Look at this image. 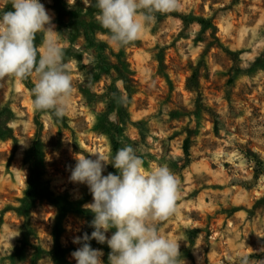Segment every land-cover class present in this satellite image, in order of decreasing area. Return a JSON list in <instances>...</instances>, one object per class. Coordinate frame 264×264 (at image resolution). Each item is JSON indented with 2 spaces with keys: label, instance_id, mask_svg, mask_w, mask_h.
<instances>
[{
  "label": "rangeland",
  "instance_id": "374dc122",
  "mask_svg": "<svg viewBox=\"0 0 264 264\" xmlns=\"http://www.w3.org/2000/svg\"><path fill=\"white\" fill-rule=\"evenodd\" d=\"M39 2L62 36L74 89L69 127L35 112L23 81H0V125L13 137L0 139V264H76L71 253L81 245L73 239L90 236L91 222L60 216L52 199L86 209L88 187L70 180L75 157L107 158L114 144L131 145L146 168L164 164L178 178L176 213L159 228L180 240L185 264L264 260V0H180L123 48L99 24L96 0H60L71 16L58 13L54 0ZM7 4L0 0V11ZM37 138L44 145L40 195L27 204L25 156ZM108 173L116 174L111 164ZM89 243L108 264L107 244Z\"/></svg>",
  "mask_w": 264,
  "mask_h": 264
},
{
  "label": "clouds",
  "instance_id": "9594fccd",
  "mask_svg": "<svg viewBox=\"0 0 264 264\" xmlns=\"http://www.w3.org/2000/svg\"><path fill=\"white\" fill-rule=\"evenodd\" d=\"M90 2V0H89ZM11 10L0 11V81H20L35 76L31 89L35 112H48L57 120L66 115L73 83L65 63L62 36L39 0H8ZM97 20L110 43L123 48L134 44L157 15H169L180 0H96ZM42 37L38 48L36 38ZM122 83V82H121ZM94 155L95 159L88 156ZM77 154L70 180L86 185L92 203L84 207L93 214L87 233L73 239L81 246L71 253L76 264H103L104 255L91 240L107 244L108 264H185L180 240L161 234L160 224L176 213L180 182L167 165L151 169L131 145L114 155ZM111 164L116 174L103 172ZM114 229L111 237L106 233ZM241 264H252L243 257ZM255 264H264V260Z\"/></svg>",
  "mask_w": 264,
  "mask_h": 264
},
{
  "label": "trees",
  "instance_id": "16d2710c",
  "mask_svg": "<svg viewBox=\"0 0 264 264\" xmlns=\"http://www.w3.org/2000/svg\"><path fill=\"white\" fill-rule=\"evenodd\" d=\"M56 3L55 9L58 13L66 15V16H71V12L66 9V7L61 6V3L59 4L60 0H54ZM6 10H11V5L8 3L4 9ZM195 22H197L199 25L204 26L209 23L208 20L205 19H194ZM186 23L190 22V19H184ZM42 41V37L40 35L37 36L36 38V44L37 47H39L40 42ZM233 56L236 55V53L231 52ZM122 78H126L125 76H122ZM195 76H192V80L194 81ZM24 85L30 89L34 87V83L32 82L31 78L24 80L23 81ZM48 113V112H46ZM52 119L58 123H60L62 126L65 128H68V119L66 116H64L61 120H57L54 116H52L50 113H48ZM72 132L73 129H71ZM13 138L11 132L8 129H4L0 125V139H9ZM189 144L190 140L186 139L184 141L183 145V151L186 155L189 154ZM118 150L117 145L114 144L113 152ZM25 162L28 166L29 169V182L27 189L25 191V200L27 204H33V202L38 198L40 195V189H39V183L42 179L43 175V162H44V145L42 141L37 138L31 148L27 151L26 156H25ZM262 163L260 161H255V166H254V174L255 177H260V175L263 174V168L261 167ZM52 197V196H50ZM52 202L55 204V206L58 208L60 216L66 215L68 213H74L79 216H85L92 221L91 218V213L87 211L86 209H83L82 207H78L76 203H70V202H64L63 204H60L56 199H52ZM91 231V228H90ZM115 231V230H114ZM190 243H192V239L190 240ZM56 256H59L61 254V250L57 248L55 250ZM187 255H190L189 249H187L184 252V256L186 257ZM191 258V257H188Z\"/></svg>",
  "mask_w": 264,
  "mask_h": 264
}]
</instances>
